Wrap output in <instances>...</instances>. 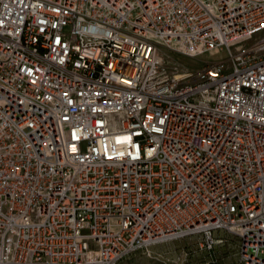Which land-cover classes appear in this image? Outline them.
Returning <instances> with one entry per match:
<instances>
[{"label": "built area", "instance_id": "built-area-1", "mask_svg": "<svg viewBox=\"0 0 264 264\" xmlns=\"http://www.w3.org/2000/svg\"><path fill=\"white\" fill-rule=\"evenodd\" d=\"M187 237L264 264V0H0V264Z\"/></svg>", "mask_w": 264, "mask_h": 264}, {"label": "rangeland", "instance_id": "rangeland-1", "mask_svg": "<svg viewBox=\"0 0 264 264\" xmlns=\"http://www.w3.org/2000/svg\"><path fill=\"white\" fill-rule=\"evenodd\" d=\"M163 53L166 65L170 69L173 68V65H177L180 69L188 67L196 70L202 67L205 61L213 59L211 56L194 59L168 50H164ZM82 232L86 234L90 230L83 229ZM196 240L187 237L154 244L147 249L129 254L119 264H202L203 252L199 253L198 256L200 257L192 255L194 251H199Z\"/></svg>", "mask_w": 264, "mask_h": 264}]
</instances>
